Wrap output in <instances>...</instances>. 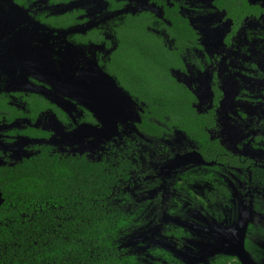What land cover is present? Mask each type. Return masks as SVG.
<instances>
[{
	"label": "flooded vegetation",
	"instance_id": "flooded-vegetation-1",
	"mask_svg": "<svg viewBox=\"0 0 264 264\" xmlns=\"http://www.w3.org/2000/svg\"><path fill=\"white\" fill-rule=\"evenodd\" d=\"M45 155L136 264H264V0H0V185Z\"/></svg>",
	"mask_w": 264,
	"mask_h": 264
},
{
	"label": "trees",
	"instance_id": "trees-1",
	"mask_svg": "<svg viewBox=\"0 0 264 264\" xmlns=\"http://www.w3.org/2000/svg\"><path fill=\"white\" fill-rule=\"evenodd\" d=\"M0 185V264H136L123 250L132 218L100 164L43 156Z\"/></svg>",
	"mask_w": 264,
	"mask_h": 264
},
{
	"label": "water",
	"instance_id": "water-1",
	"mask_svg": "<svg viewBox=\"0 0 264 264\" xmlns=\"http://www.w3.org/2000/svg\"><path fill=\"white\" fill-rule=\"evenodd\" d=\"M121 94L124 96V97H127L129 100H130V96L128 95V94H126V92H121ZM106 97V96H105ZM115 122V120L113 119V123ZM0 201H2V203H0V204H3L4 203V201H5V199L3 198V195H2V193L0 192ZM124 246V245H123Z\"/></svg>",
	"mask_w": 264,
	"mask_h": 264
},
{
	"label": "snow or ice",
	"instance_id": "snow-or-ice-1",
	"mask_svg": "<svg viewBox=\"0 0 264 264\" xmlns=\"http://www.w3.org/2000/svg\"><path fill=\"white\" fill-rule=\"evenodd\" d=\"M0 203H2V201H0Z\"/></svg>",
	"mask_w": 264,
	"mask_h": 264
}]
</instances>
